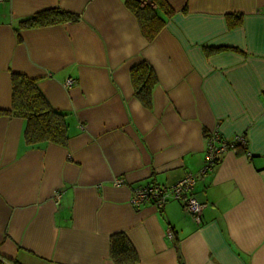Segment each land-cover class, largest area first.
I'll return each instance as SVG.
<instances>
[{
	"label": "crops",
	"instance_id": "1",
	"mask_svg": "<svg viewBox=\"0 0 264 264\" xmlns=\"http://www.w3.org/2000/svg\"><path fill=\"white\" fill-rule=\"evenodd\" d=\"M125 1L0 2V109L12 74L37 80L68 136L28 146L26 121L0 117V264H113L119 233L137 264H264V0H164L174 15L152 41ZM51 9L77 20L19 28ZM143 62L150 108L130 79ZM212 131L243 135L247 154L227 151L201 176ZM186 174L200 224L178 202L130 204L135 186Z\"/></svg>",
	"mask_w": 264,
	"mask_h": 264
},
{
	"label": "trees",
	"instance_id": "2",
	"mask_svg": "<svg viewBox=\"0 0 264 264\" xmlns=\"http://www.w3.org/2000/svg\"><path fill=\"white\" fill-rule=\"evenodd\" d=\"M126 0L125 4L137 20L139 29L147 41H152L164 27L174 12L164 0ZM236 21L240 19L236 16ZM77 16L57 9L45 10L23 20L19 28L43 27L64 22H74ZM228 21V18H227ZM229 27L232 23L228 21ZM224 49L207 50L208 53ZM134 96L145 108L151 107V94L157 85L151 67L143 62L130 71ZM11 106L9 110L0 109V117L21 118L26 121L24 140L26 145L34 146L49 142L65 146L68 140L66 114L55 110L40 91L37 80L21 74L11 75ZM241 150H237V154ZM109 256L113 264H137L139 259L131 243L124 234H114L109 239Z\"/></svg>",
	"mask_w": 264,
	"mask_h": 264
},
{
	"label": "built area",
	"instance_id": "3",
	"mask_svg": "<svg viewBox=\"0 0 264 264\" xmlns=\"http://www.w3.org/2000/svg\"><path fill=\"white\" fill-rule=\"evenodd\" d=\"M73 83V79L69 78L65 81L64 85L69 88ZM230 150L235 153H237V150H241L246 155L247 145L245 137L238 135L232 140H226L221 137L218 131L210 132L206 139L204 165L200 175L204 176L211 173L219 157ZM196 176L194 174H186L182 179L169 186H159L156 184L135 186L132 190L130 204L136 207L151 204L156 209L161 210L169 202H178L183 211L189 214L196 224H200L205 204H200L192 193L197 180ZM123 184L122 180L114 182L115 186ZM59 196L60 194H57L55 199H58ZM168 236L171 235L168 233Z\"/></svg>",
	"mask_w": 264,
	"mask_h": 264
}]
</instances>
